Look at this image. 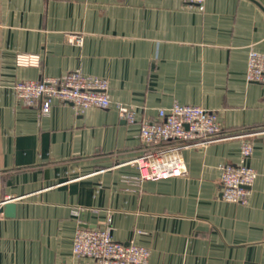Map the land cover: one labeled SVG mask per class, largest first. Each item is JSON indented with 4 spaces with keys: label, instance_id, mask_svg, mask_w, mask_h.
Listing matches in <instances>:
<instances>
[{
    "label": "crops",
    "instance_id": "1",
    "mask_svg": "<svg viewBox=\"0 0 264 264\" xmlns=\"http://www.w3.org/2000/svg\"><path fill=\"white\" fill-rule=\"evenodd\" d=\"M264 5V0H261ZM77 37L81 38L77 42ZM264 53V11L251 0H0V173L15 216L0 220V264H93L73 254L79 228H105L150 250L148 264H264V87L247 81ZM80 71L105 78L112 107L49 114L12 86ZM134 106L130 124L117 105ZM217 112L251 138L258 178L249 203L221 198V166L242 140L180 153L183 176L145 180L142 121L160 109ZM5 212V209H4Z\"/></svg>",
    "mask_w": 264,
    "mask_h": 264
},
{
    "label": "built area",
    "instance_id": "2",
    "mask_svg": "<svg viewBox=\"0 0 264 264\" xmlns=\"http://www.w3.org/2000/svg\"><path fill=\"white\" fill-rule=\"evenodd\" d=\"M182 1L200 11L205 9L206 0ZM76 40L80 42L81 38L77 37ZM247 81L264 87V53L251 50ZM12 90L23 105L39 106L44 115L50 113L55 100L72 105L79 114L91 107H112L109 81L80 71L37 81H19L12 86ZM117 110L126 122L134 124L137 121V110L134 106L118 104ZM140 126V140L144 152L129 163L140 169L141 178L145 180L169 179L186 174L187 168L180 157L185 149L203 148L228 140H242L240 163L221 166V198L240 205L249 203L258 173L245 162L253 154L251 138L262 130L229 132L219 123L217 112L201 106L179 104L160 109L157 121H142ZM15 199L17 198L3 196L0 173V220L5 217V206ZM73 254L78 259L91 260L93 264H148L150 258L147 247L135 242L114 240L110 226L79 228L74 237Z\"/></svg>",
    "mask_w": 264,
    "mask_h": 264
},
{
    "label": "water",
    "instance_id": "3",
    "mask_svg": "<svg viewBox=\"0 0 264 264\" xmlns=\"http://www.w3.org/2000/svg\"><path fill=\"white\" fill-rule=\"evenodd\" d=\"M255 4H257L263 11H264V5L261 3V0H251ZM15 204L8 203L5 206V215L7 217H14L15 216Z\"/></svg>",
    "mask_w": 264,
    "mask_h": 264
}]
</instances>
